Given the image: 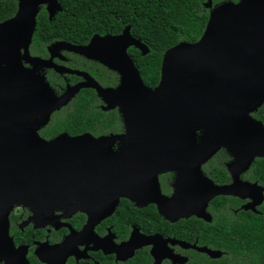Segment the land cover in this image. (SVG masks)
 <instances>
[{
  "label": "water",
  "instance_id": "water-1",
  "mask_svg": "<svg viewBox=\"0 0 264 264\" xmlns=\"http://www.w3.org/2000/svg\"><path fill=\"white\" fill-rule=\"evenodd\" d=\"M43 2L51 3L50 14L59 8L56 0H19L17 12L1 22L0 29L13 27L29 43L37 5ZM110 38L117 39L128 63L130 44L147 52L128 28L119 35H95L89 45L74 48L87 55L100 54L92 47ZM42 84L43 106L38 110L45 120L88 85H76L58 99L45 81ZM91 85L119 100L125 132L118 139L130 146L114 151L115 137L96 138L89 133H63L47 141L36 133L41 113L28 112L24 140L12 146L9 140L0 139V264H28L24 249L15 246L9 235V214L16 204H25L34 212L53 205L89 213L100 209L103 215L114 209L120 197L137 198L142 187L134 183V177L141 173L150 176L162 213L206 214L210 199L228 194L230 187L214 184L200 166L220 147L234 159L228 168L236 174L255 157H264V126L249 114L264 102V0L227 1L214 8L197 42H180L164 52L155 87L147 86L135 68L132 75L124 74L117 95ZM196 131L207 134L194 143ZM188 165L196 167L199 183L198 197L193 198L198 200L195 210L190 202L179 205L175 196L161 195L157 181L158 172L178 170L183 196L192 201L190 193L185 194L192 190V181L186 178L191 171L185 169ZM155 174L156 180L152 178ZM179 192L180 184L176 196Z\"/></svg>",
  "mask_w": 264,
  "mask_h": 264
},
{
  "label": "flooded vegetation",
  "instance_id": "flooded-vegetation-1",
  "mask_svg": "<svg viewBox=\"0 0 264 264\" xmlns=\"http://www.w3.org/2000/svg\"><path fill=\"white\" fill-rule=\"evenodd\" d=\"M56 1L59 8L53 14L45 3L38 6L37 12L43 8L51 18L60 9V3ZM227 1L230 0H211L210 12ZM20 33L10 26L0 29V139L9 140L12 146L21 142L20 139L24 140L30 112L34 115L41 113L36 133L44 140H53L63 133L69 136L89 133L96 138L115 137L111 145L115 151L130 146L127 142L120 144L118 139L125 132L123 107L119 100L99 93L91 84H98L111 95H117L124 74L132 75L134 68L139 71L138 53L143 54L140 47L130 44L126 48L131 64L123 57L117 39H105L107 42L102 46L92 47L93 52L98 50L100 54L87 55L74 48L89 45L96 35L93 34L84 44L53 40L46 45L47 55L43 56L32 53V37L28 43L26 35L19 37ZM44 81L58 99L76 85H88L80 87L65 105L54 109L45 120L38 110L43 106L40 92ZM80 91L87 93L89 101L101 114L113 112L119 129L99 134L88 131L69 134L68 128H64L45 137L43 133L49 132V127L58 129L55 124L62 117V108ZM261 106L251 111L250 116L257 119L254 114ZM194 146L200 147L199 144ZM212 159L222 162L228 175L226 181L217 179L215 182L203 171V165ZM230 161L229 152L222 147L200 166L214 184L230 187L228 194H216L209 200L206 214L162 213L159 203L154 200L157 195L153 192L155 188L150 176L141 173L134 177V183L142 187L137 198L120 197L107 214L99 215L100 209L89 213L53 205L34 212L25 204L15 205L9 214V235L15 246L24 249L28 264H264V180L258 182L254 179L251 165L236 174L228 168ZM195 168L185 166L186 170L193 169L186 175L192 181V190L185 193H190L192 201L198 197L199 187ZM152 178L156 180V174ZM180 178L181 172L176 169L158 172L160 194L166 198L175 196L179 205L190 202L191 209H198V200L188 201L183 196ZM179 184L180 192L176 196ZM127 202L129 205L123 210L122 204ZM149 207H154L157 214L140 213Z\"/></svg>",
  "mask_w": 264,
  "mask_h": 264
},
{
  "label": "trees",
  "instance_id": "trees-1",
  "mask_svg": "<svg viewBox=\"0 0 264 264\" xmlns=\"http://www.w3.org/2000/svg\"><path fill=\"white\" fill-rule=\"evenodd\" d=\"M60 9L51 18L42 8L36 13L31 51L47 55L46 45L53 40L65 39L79 44L86 43L93 34H130L148 47L145 54L138 53L137 67L143 82L155 87L160 78L161 59L164 52L180 43H195L203 34L210 14L211 0H58ZM220 1V0H214ZM237 2L238 0H230ZM19 0H0V22L12 18ZM207 3V4H206ZM63 109L55 130L49 127L45 137L68 128L69 134L88 131L93 134L119 129L116 115L96 110L87 93L80 91ZM264 126V103L254 114ZM254 179L262 182L264 157H255L251 164ZM205 174L215 182L228 179L219 159L203 165ZM224 178H220L223 177ZM128 203V202H127ZM121 205V204H120ZM129 203L122 204L126 209ZM211 206V204H210ZM119 210V208H118ZM141 214H157L154 207L143 209Z\"/></svg>",
  "mask_w": 264,
  "mask_h": 264
},
{
  "label": "rangeland",
  "instance_id": "rangeland-1",
  "mask_svg": "<svg viewBox=\"0 0 264 264\" xmlns=\"http://www.w3.org/2000/svg\"><path fill=\"white\" fill-rule=\"evenodd\" d=\"M43 3H45V5L48 7V8H51V3H48V2H43ZM40 4H38L37 6H39ZM52 12H54V11H52ZM211 131V129L210 130H207V132H210ZM207 133H205V134H203V133H201L200 131H196V135H195V138H196V142H200L201 141V139H202V137L203 136H205ZM126 141H120L119 140V143L121 144H124ZM220 148H222V147H220ZM113 149V148H112ZM114 150V149H113ZM118 150V149H117ZM116 150V151H117ZM115 151V150H114ZM234 159L231 157V161H230V163L233 161ZM16 205H22V204H16ZM15 206V205H14ZM14 206H13V208H14ZM12 208V209H13ZM11 212V211H10Z\"/></svg>",
  "mask_w": 264,
  "mask_h": 264
},
{
  "label": "bare ground",
  "instance_id": "bare-ground-1",
  "mask_svg": "<svg viewBox=\"0 0 264 264\" xmlns=\"http://www.w3.org/2000/svg\"><path fill=\"white\" fill-rule=\"evenodd\" d=\"M222 118V117H221ZM223 119V118H222ZM234 154L236 153L233 149H230ZM34 210V209H33Z\"/></svg>",
  "mask_w": 264,
  "mask_h": 264
}]
</instances>
